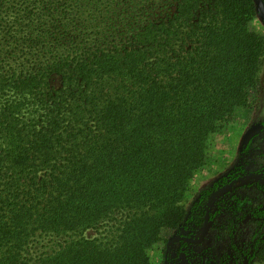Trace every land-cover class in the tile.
<instances>
[{
	"label": "trees",
	"instance_id": "obj_1",
	"mask_svg": "<svg viewBox=\"0 0 264 264\" xmlns=\"http://www.w3.org/2000/svg\"><path fill=\"white\" fill-rule=\"evenodd\" d=\"M256 2L0 0V264H151L261 87Z\"/></svg>",
	"mask_w": 264,
	"mask_h": 264
},
{
	"label": "rangeland",
	"instance_id": "obj_2",
	"mask_svg": "<svg viewBox=\"0 0 264 264\" xmlns=\"http://www.w3.org/2000/svg\"><path fill=\"white\" fill-rule=\"evenodd\" d=\"M256 5L249 27L264 34ZM211 187L215 190L206 197ZM185 207L181 226L164 228L163 239L150 249L151 264H264V67L250 106L238 108L214 136L206 163L191 179ZM190 231L194 236H179ZM86 234L98 235L96 230ZM38 239L31 252L54 245L49 238Z\"/></svg>",
	"mask_w": 264,
	"mask_h": 264
},
{
	"label": "flooded vegetation",
	"instance_id": "obj_3",
	"mask_svg": "<svg viewBox=\"0 0 264 264\" xmlns=\"http://www.w3.org/2000/svg\"><path fill=\"white\" fill-rule=\"evenodd\" d=\"M204 222H205V220H204ZM180 235H181V237H183V236H184V237H188L189 235L194 236V233H191V231H190V233L187 234V235H183V233H180L179 236H180ZM167 245H168V244H167ZM168 247H169V245H168ZM168 257H169V249H168V252H167L166 258L164 259V262L168 260Z\"/></svg>",
	"mask_w": 264,
	"mask_h": 264
},
{
	"label": "water",
	"instance_id": "obj_4",
	"mask_svg": "<svg viewBox=\"0 0 264 264\" xmlns=\"http://www.w3.org/2000/svg\"><path fill=\"white\" fill-rule=\"evenodd\" d=\"M260 7H261V9H262V10H261V15H262V17L264 18V5H263V4H261V6H260Z\"/></svg>",
	"mask_w": 264,
	"mask_h": 264
}]
</instances>
